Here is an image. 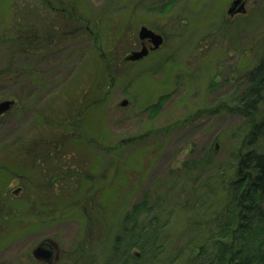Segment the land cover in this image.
Listing matches in <instances>:
<instances>
[{
    "label": "rangeland",
    "instance_id": "obj_1",
    "mask_svg": "<svg viewBox=\"0 0 264 264\" xmlns=\"http://www.w3.org/2000/svg\"><path fill=\"white\" fill-rule=\"evenodd\" d=\"M228 2L0 0V103L15 102L0 118V264H46L32 254L48 240L59 253L52 264H76L80 255L85 264H149L148 248L129 245L125 215L152 201L150 193L164 195L170 173L210 149L228 167L248 132L237 107L250 72L264 62V0H251L247 17L234 22L224 12ZM133 5H149L150 13L133 16ZM145 25L166 43L129 63ZM35 140L41 144L27 149ZM33 148L37 170L26 154ZM35 204L56 213L49 220ZM91 207L99 219H87ZM151 216L140 217L139 229ZM186 220L181 211L171 217L157 263L167 264ZM91 223L102 240L77 255ZM194 235L184 239L203 241Z\"/></svg>",
    "mask_w": 264,
    "mask_h": 264
},
{
    "label": "trees",
    "instance_id": "obj_2",
    "mask_svg": "<svg viewBox=\"0 0 264 264\" xmlns=\"http://www.w3.org/2000/svg\"><path fill=\"white\" fill-rule=\"evenodd\" d=\"M248 84L237 107V111L248 118V132L238 149L231 153L229 166H223L226 162L215 160L213 152L216 149H210L197 161L183 163L181 171H172L167 178L172 184L164 195L157 191L150 193L152 201L145 198L125 215L123 231L128 237L126 239L130 246L148 248L151 252L149 264H159L156 256L159 251H165V245L158 247L157 244L162 240L167 242L166 229L171 217L180 211L187 216L185 230L167 264H176L180 260L185 264H264V64L250 72ZM30 144L37 147L41 141L25 145L27 149ZM26 154L32 155L31 169L37 170L41 164L37 161L34 148ZM43 154L49 158V153ZM182 193L188 202L195 199L194 204L175 201L176 196L178 198ZM51 197L47 196V202L52 200ZM34 206L35 213L38 208L39 212L48 213L46 218L49 220L56 213L54 206L51 209L48 205V210L45 206ZM92 208L89 212L86 209L87 219H99V213ZM143 215L152 216L139 229V219ZM33 216L36 220L37 215ZM94 227L92 223L84 227V241L77 247V255L82 247L86 248L84 245L91 247L96 239L101 238V233ZM192 234H195L196 240L203 241L196 244L184 239ZM114 241V250L119 254L123 239L117 236ZM96 258L92 257L93 260ZM133 259L137 261L136 256ZM106 260V264H131L129 259L121 263L120 258ZM76 262L85 264L81 255Z\"/></svg>",
    "mask_w": 264,
    "mask_h": 264
},
{
    "label": "flooded vegetation",
    "instance_id": "obj_3",
    "mask_svg": "<svg viewBox=\"0 0 264 264\" xmlns=\"http://www.w3.org/2000/svg\"><path fill=\"white\" fill-rule=\"evenodd\" d=\"M144 1H147V0H144ZM250 1L251 0H243V1L242 0L241 1L240 0H229V2L226 4V5H228V7L226 8V10H224L227 18L229 20H231V22H234V21H237V20H241V21L244 20L247 17V15H248V5L250 4ZM159 2H161V1H159ZM161 6H162L161 10H164L165 6L164 5H161ZM170 6L171 7H175V6H178V5H170ZM70 10H72V8H70V6H67V7H64L63 11L68 14L70 12ZM149 10H150L149 5H133L131 14L134 16L136 14H139L141 11H143L144 13H150ZM56 11H57V9L55 7L54 8V12L56 13ZM56 14H58V12ZM71 19L73 20V18H71ZM81 21H84V20L81 19ZM86 23L89 24V21H86ZM67 24H68V26H70L69 25L70 23H67ZM142 28H148L149 30H152L154 33H156L157 35L162 36L164 38V40H165L164 44L166 43V37L162 33L158 32L156 30L150 29L146 25L142 26L141 29ZM69 29H71V28H69ZM141 29H140V31H141ZM85 30L86 31H90V29L88 27H87V29L85 28ZM64 34L67 37L68 33L65 32ZM143 48L148 49V51H149L148 56L145 57L144 59L140 60V61L129 62V63H132V64L140 63L141 61L149 58L151 55L158 53L163 48V46H162V48L160 50L153 51V44H152V42L150 40H145V41H141L140 40L139 46L135 49V51H132L131 54H133L135 52H140V51H142ZM44 245L46 246L47 249L51 250L52 258L55 259L58 256V254H59L57 252L58 249H57L56 243L50 240L49 242H45Z\"/></svg>",
    "mask_w": 264,
    "mask_h": 264
},
{
    "label": "water",
    "instance_id": "obj_4",
    "mask_svg": "<svg viewBox=\"0 0 264 264\" xmlns=\"http://www.w3.org/2000/svg\"><path fill=\"white\" fill-rule=\"evenodd\" d=\"M241 1V0H240ZM243 1V0H242ZM139 38L141 41L145 40H150L153 44V51L159 50L163 44H164V39L162 36L157 35L153 31L149 30L148 28H142L139 34ZM149 54L148 49L143 48L142 51L140 52H135L131 54L128 57L129 62H137L145 57H147ZM15 106L14 101H5L0 103V117L6 115L9 113ZM121 107H127L128 106V101H124L120 105ZM34 257L38 261L46 262L48 264H52L54 259L52 258V252L51 250L47 249L46 246L43 244L40 247H38L34 253Z\"/></svg>",
    "mask_w": 264,
    "mask_h": 264
},
{
    "label": "bare ground",
    "instance_id": "obj_5",
    "mask_svg": "<svg viewBox=\"0 0 264 264\" xmlns=\"http://www.w3.org/2000/svg\"><path fill=\"white\" fill-rule=\"evenodd\" d=\"M263 64H264V62H262L261 64H259L257 67H260V66L263 65ZM257 67H256V68H257Z\"/></svg>",
    "mask_w": 264,
    "mask_h": 264
}]
</instances>
